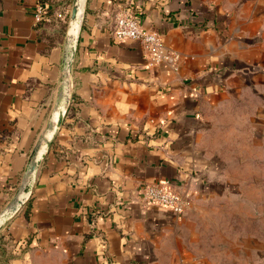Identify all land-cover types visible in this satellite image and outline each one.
Wrapping results in <instances>:
<instances>
[{"label":"crops","instance_id":"obj_1","mask_svg":"<svg viewBox=\"0 0 264 264\" xmlns=\"http://www.w3.org/2000/svg\"><path fill=\"white\" fill-rule=\"evenodd\" d=\"M72 2L0 0V211L59 102ZM122 11L177 70L112 38ZM152 183L187 212L146 205ZM3 233L0 264H264V0H88L71 105Z\"/></svg>","mask_w":264,"mask_h":264},{"label":"water","instance_id":"obj_2","mask_svg":"<svg viewBox=\"0 0 264 264\" xmlns=\"http://www.w3.org/2000/svg\"><path fill=\"white\" fill-rule=\"evenodd\" d=\"M87 4L88 0H73L72 2L62 53L60 99L52 120L33 151L26 177L18 193L14 199L0 211V229L5 226L7 221L11 219L30 198L33 192L37 171L52 142L55 140L71 105L74 92V65L84 26Z\"/></svg>","mask_w":264,"mask_h":264},{"label":"built area","instance_id":"obj_3","mask_svg":"<svg viewBox=\"0 0 264 264\" xmlns=\"http://www.w3.org/2000/svg\"><path fill=\"white\" fill-rule=\"evenodd\" d=\"M35 11L37 22L50 20L45 3H38ZM110 30L112 38L118 42L138 40L150 65L165 63L174 70L178 69L179 54L166 47L161 34L144 29L133 13H118ZM142 192V200L146 205L159 207L175 215H183L192 204L191 193L182 188L172 189L163 183L146 184Z\"/></svg>","mask_w":264,"mask_h":264},{"label":"rangeland","instance_id":"obj_4","mask_svg":"<svg viewBox=\"0 0 264 264\" xmlns=\"http://www.w3.org/2000/svg\"><path fill=\"white\" fill-rule=\"evenodd\" d=\"M7 237L3 233V228L0 229V253L4 252L7 249Z\"/></svg>","mask_w":264,"mask_h":264},{"label":"trees","instance_id":"obj_5","mask_svg":"<svg viewBox=\"0 0 264 264\" xmlns=\"http://www.w3.org/2000/svg\"><path fill=\"white\" fill-rule=\"evenodd\" d=\"M5 235V234H4Z\"/></svg>","mask_w":264,"mask_h":264}]
</instances>
